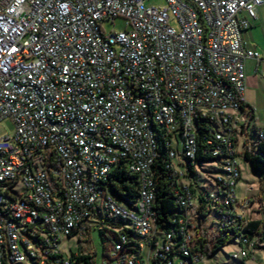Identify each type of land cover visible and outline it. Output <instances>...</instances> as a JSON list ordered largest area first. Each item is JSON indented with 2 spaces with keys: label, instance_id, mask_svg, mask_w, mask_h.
I'll return each instance as SVG.
<instances>
[{
  "label": "built area",
  "instance_id": "1",
  "mask_svg": "<svg viewBox=\"0 0 264 264\" xmlns=\"http://www.w3.org/2000/svg\"><path fill=\"white\" fill-rule=\"evenodd\" d=\"M146 2L0 0V123L14 126L0 137V264H82L87 254L67 257L61 243L83 237L95 216L114 234L102 264H198L205 253L195 251L189 211L199 197L219 237L233 229L223 234L238 244L233 259L254 249L244 233L253 221L236 212L238 146L250 129L255 152L244 149L258 155L264 144L246 103L247 63L264 57L242 33L264 0ZM117 19L128 29L107 33ZM161 143L183 214L170 231L158 228L155 207ZM121 162L140 181L129 205L108 187ZM206 164L216 171L210 186L181 182ZM261 200L264 210V191Z\"/></svg>",
  "mask_w": 264,
  "mask_h": 264
},
{
  "label": "rangeland",
  "instance_id": "2",
  "mask_svg": "<svg viewBox=\"0 0 264 264\" xmlns=\"http://www.w3.org/2000/svg\"><path fill=\"white\" fill-rule=\"evenodd\" d=\"M147 6H162L165 4V0H147ZM107 33L114 31H123L128 29L126 22L117 19L113 22H106L103 25ZM246 97L249 94H253L258 97V103L256 104V127L264 128V86L261 90H257L256 86L247 83ZM264 85V84H263ZM263 90V91H262ZM14 132V126L10 120H4L0 123V137L5 135H11ZM252 153H254L253 146L256 144V138L254 130L248 131V141ZM239 163L242 168V178L239 182L238 189V204L236 205V212L246 221H263V206H262V191L264 188V173L255 172L251 166V163L244 157L245 152L249 150L244 149L243 141L239 142ZM254 155V154H252ZM178 163V160H174ZM213 164H206L204 167L199 168L192 179L185 178L181 182L185 185L194 182L199 188H206L212 184V175H215L216 171ZM263 186H262V185ZM18 191L23 192V186L18 187ZM249 201V202H248ZM199 203L195 202L192 210L189 211V216L192 220L193 228L192 233L195 237H198L201 232L197 231L198 224H201L200 231H204L205 237L209 240H215L219 236L218 227L213 225L212 222L217 223V218L214 214H210L206 222L199 223ZM261 212V213H260ZM104 219L101 216H95L86 222V230L84 236H74L72 238H65L61 243V249L65 252L67 257L73 254H87L92 256L94 264H102L104 261V254L108 251H112L111 244L105 243L101 235V229H103ZM255 247L249 253L246 258L233 259L232 254L239 250L238 244L235 241H230L220 251L214 255L208 257L205 256L198 264H264V242H260L257 239L254 241Z\"/></svg>",
  "mask_w": 264,
  "mask_h": 264
},
{
  "label": "trees",
  "instance_id": "3",
  "mask_svg": "<svg viewBox=\"0 0 264 264\" xmlns=\"http://www.w3.org/2000/svg\"><path fill=\"white\" fill-rule=\"evenodd\" d=\"M209 135L205 130H201L198 135L197 142L201 150L209 152L212 147L208 145L207 139ZM159 157L156 160L154 169L156 172V182H157V198L155 207L158 212V228L164 231H170L173 229V221L182 217V211L177 205V194L171 185L169 178V170L167 169L166 163V147L164 144L159 146ZM245 159L252 163V167L255 172L264 173V144L260 146L258 155H251L245 153ZM212 156H201L198 158L200 164L208 163L213 161ZM193 173V172H192ZM108 187L110 191L119 198L122 202L126 204H131L137 199L140 192V181L138 175L131 172L127 166L121 162L113 171L109 177ZM194 191V190H193ZM195 192V191H194ZM200 206L198 209L200 223L207 221L211 212L206 209V202L204 198L199 197ZM214 223V222H213ZM217 224V223H214ZM201 225V224H200ZM201 234L197 237L198 246L195 251H200L205 253V256H212L216 252L220 251L225 247L230 241H232L233 236H223V234H233V229L222 231V236H218L215 240H209L206 238L204 231H200ZM244 233L247 234L246 237L250 241H255L256 239L260 242H264V226L262 221H253L244 229ZM128 236L131 240V245L138 247V241L134 238L131 231H127ZM101 235L105 243L111 244L113 247L114 234L106 229H101ZM108 256V251L104 254ZM74 256V254H73ZM79 263L82 264H94L91 255L81 256L78 258Z\"/></svg>",
  "mask_w": 264,
  "mask_h": 264
},
{
  "label": "crops",
  "instance_id": "4",
  "mask_svg": "<svg viewBox=\"0 0 264 264\" xmlns=\"http://www.w3.org/2000/svg\"><path fill=\"white\" fill-rule=\"evenodd\" d=\"M242 39L244 43L246 44V47L249 50L257 52L264 57V5L258 8L256 21L253 22V25L249 30L244 31L242 33ZM246 73H247L246 81L247 83H249V86L253 85V86H256L257 90H261L264 86L263 85L264 84V77H263L264 63L256 62L252 60L249 61L246 66ZM258 102H259L258 97L254 96L253 94H249L248 97H246L247 106L249 108H252L254 112V122L256 118V107L255 106ZM255 126H256V123H255ZM244 141H248V134L245 136L243 142ZM237 189H238V186H237ZM263 191H264V188H263ZM237 195H238V190H237ZM263 213H264V210H263Z\"/></svg>",
  "mask_w": 264,
  "mask_h": 264
},
{
  "label": "water",
  "instance_id": "5",
  "mask_svg": "<svg viewBox=\"0 0 264 264\" xmlns=\"http://www.w3.org/2000/svg\"><path fill=\"white\" fill-rule=\"evenodd\" d=\"M251 166H252V163H251ZM253 168V167H252ZM254 170V169H253Z\"/></svg>",
  "mask_w": 264,
  "mask_h": 264
}]
</instances>
